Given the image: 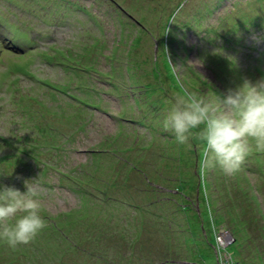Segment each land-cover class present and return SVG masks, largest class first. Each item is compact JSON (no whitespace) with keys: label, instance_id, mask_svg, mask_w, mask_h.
Returning <instances> with one entry per match:
<instances>
[{"label":"rangeland","instance_id":"rangeland-1","mask_svg":"<svg viewBox=\"0 0 264 264\" xmlns=\"http://www.w3.org/2000/svg\"><path fill=\"white\" fill-rule=\"evenodd\" d=\"M97 36L107 46L98 57ZM209 41L219 46L210 47ZM52 44L70 56L81 53L78 59L98 70H81L60 51H51ZM44 50L54 54L50 63L38 54ZM29 69L71 87L51 98L28 76ZM78 73L85 78L78 79ZM261 77L264 0H0V133L17 132L14 139L27 135L31 130L19 122L33 125L30 114L36 113L48 118L49 137L63 146L42 153L47 143H38L35 132L14 145L0 138V155H12L10 162L0 160V184L23 192L29 180L40 194L46 224L28 245L12 249L0 242V264H201L197 248L212 254L194 232L199 211L193 209L207 192L210 207L203 200L220 228L216 264H237L226 247L237 257L242 243L252 249L262 242L252 231L259 220L264 225V153L253 150L235 175L218 166L202 171L205 144L198 130L180 144L163 129V119L185 89L215 99L244 79ZM20 148L40 152L39 158L54 166H28L35 161L18 157ZM242 182L241 192L253 207L245 206ZM200 208L209 230L205 206ZM228 210L237 218L234 225L247 221L254 243L245 237L230 244ZM219 213L225 214L221 222ZM235 229L237 236L247 234L242 224ZM170 238L195 246L168 252ZM251 251L245 253L253 258Z\"/></svg>","mask_w":264,"mask_h":264},{"label":"clouds","instance_id":"clouds-1","mask_svg":"<svg viewBox=\"0 0 264 264\" xmlns=\"http://www.w3.org/2000/svg\"><path fill=\"white\" fill-rule=\"evenodd\" d=\"M163 129L180 144L198 130L195 134L205 144L201 170L218 166L225 175H235L253 150L264 153V77L244 79L215 99L185 89L173 98ZM28 181L23 192L0 185V242L12 249L28 245L46 227L40 194Z\"/></svg>","mask_w":264,"mask_h":264},{"label":"trees","instance_id":"trees-1","mask_svg":"<svg viewBox=\"0 0 264 264\" xmlns=\"http://www.w3.org/2000/svg\"><path fill=\"white\" fill-rule=\"evenodd\" d=\"M71 8H75L74 6H72ZM82 8V7H81ZM234 8V7H233ZM125 9V8H124ZM126 10H128V12H130V10L129 9H127L126 8ZM125 10V11H126ZM138 21L139 20H142L143 21V19H140V18H138L137 19ZM237 25V24H236ZM236 25H235V28H236ZM132 29H133V27H130V28H128V30H129V35H131L133 32H132ZM98 30L100 31V33H102V26L101 25H99L98 26ZM122 33L124 32L125 33V30L123 29L122 31H121ZM102 36H104V35H102ZM97 38H99V36H97V37H95L94 38V47H97V49L95 50L96 52H94V56H96V57H98L101 53H104V52H102V51H104V48H106L107 46H104L103 45V42H100V40H97ZM237 39V38H236ZM27 40V39H26ZM32 40H27V42H31ZM209 43V45H210V47L211 46H213V47H218L219 46V43H217V42H213V41H209L208 42ZM211 43H213L214 45H211ZM48 48L51 50V51H53V52H55V51H60L62 54H64L65 56H66V61H71L72 62V64H75V65H78L79 67H81V70H83V71H85V72H92V71H97L98 70V68H96V66H93L92 64H83V62L81 61V60H79L78 59V57H80V56H82V54L81 53H79V52H76V56L74 55V56H70L66 51H65V49L62 47H59L58 45H55V44H52V45H49L48 46ZM221 49V48H220ZM222 50V49H221ZM89 51H93V50H89L88 49V51L87 52H89ZM42 58H43V60L44 61H46L47 63H50V59H49V57H51L52 55H54L52 52H48L47 50H44V51H41V52H39L38 53ZM23 56H25V55H21V57H23ZM33 61H34V58L32 59V60H30L29 62H28V66L29 65H31L32 63H33ZM24 64V63H23ZM169 66H171V73L173 74V79H175L176 81H177V79H178V77L176 76V74H175V69L173 70V67H172V65L169 63ZM223 67V66H222ZM228 66H227V64H226V68H227ZM99 74H102L101 72H98ZM27 74H28V76L29 77H32L36 82H37V87H41V86H44L45 87V91H41V92H49V94H50V96H51V98L52 97H54V98H56L57 97V93H60V92H62V91H64V90H66L67 88H70L71 86H69V85H64L63 86V84H61V83H59V82H56V81H52V79H48V78H44V77H42V76H40V75H38V74H36L35 72H33L32 70H27ZM76 77H78V79L81 77L82 79H84L85 77L82 75V74H80V73H78L77 74V76ZM86 82H87V80H86ZM79 86L80 87H83V88H87L88 87V84H84V83H81V84H79ZM158 87V86H157ZM49 88V89H48ZM158 90H156L155 92H157ZM29 95V97L32 99V100H34V99H36V98H33L32 96H30V94H28ZM50 98V99H51ZM31 116H34V119H35V121H31V123L33 124V125H28L27 124V122H26V119H22L19 123H21V126H23L24 127V129H26V130H28V131H30V132H35L36 134H37V136L35 137V138H38V143H41V144H46L47 143V146H41V148H43L42 149V153L43 152H46V150L47 149H50V150H52V148H59V149H62L63 148V146H60V145H58L57 143H56V141L57 140H54V139H52V138H50L49 137V130L47 129L51 124L48 122L49 120H48V118H46L45 117V115H37L36 113L35 114H30ZM36 119H38V121L36 120ZM28 133L27 135H21V136H19V138H16V139H18V140H23L24 142H26V141H28V138L31 136V138H32V134L31 133ZM56 132H59V130L56 128ZM24 133H26V132H24ZM1 135H0V138L1 139H3V140H5V141H7V142H10L9 143V145H14V142H16L17 140L16 139H14L15 138V134H16V136L18 135V133L16 132V133H14L13 132V135H12V137H10V136H6V135H4V134H2V133H0ZM39 140H45L44 141V143H42V142H40ZM47 140L48 141H51V142H47ZM51 143H53L52 145H50V147L48 146V144H51ZM34 146V145H33ZM36 147H38V146H36ZM93 148V147H92ZM95 148V147H94ZM21 150H19V153H20V155H17L18 157H21L22 159H23V157L24 156H26L28 159V161L30 160V159H32V160H34L35 161V163L34 164H32V165H28V166H31L32 168H35V169H37L38 168V166H37V162H39V164H43L45 167H47V168H52L54 165L53 164H51V162H49L48 160H46L45 159V161L44 160H41V158H39L40 157V155L41 154H39V153H37V155L33 152V150H32V152L30 151V150H28V149H25V148H20ZM44 149H46V150H44ZM117 149V148H116ZM118 150H120V149H118ZM122 150V149H121ZM96 151V150H95ZM94 151V152H95ZM33 153V154H32ZM8 154H10V153H5V154H1L0 155V160L1 159H4V160H2V161H9L10 162V158L12 157V155H8ZM52 154V153H51ZM16 156V157H17ZM35 164H36V167H35ZM51 164V165H50ZM50 165V166H49ZM42 172L44 173V170L42 169ZM4 174H2L1 172H0V176L1 177H4L3 176ZM7 177H12V176H7ZM240 180H244V178H243V176L241 177V179ZM200 185H202V183L200 182L199 183ZM203 184H204V187H205V183L203 182ZM1 185V184H0ZM243 185H244V183L242 182V184H240V187H239V189H240V193H241V195L245 198L244 199V202L246 203V205L245 206H247L248 208L249 207H253V204H252V201L250 200V198L248 197V195L247 196H245L242 192H241V188L243 187ZM201 189V187L199 188V190ZM207 192V191H206ZM207 195L205 196V198H204V196L203 195H201V197H202V199H200V201H199V203H198V205L199 206H197V208L196 209H193V211H195V212H197V210L199 211L198 212V217H197V223L194 225V228H195V230H194V232L196 233V235L198 236V237H200V238H202L203 239V242L205 243V244H207V247H205V250L207 251V252H209V253H211L212 255H209V254H206V255H204L203 254V250L201 249V248H197L196 250L198 251V250H201V252H202V262H201V264H216V262L218 261V259H219V256H218V254L216 253V251H215V249H216V246H215V242H216V240H217V237H216V231H218V230H220V228L218 227V223H216L215 221H212L211 219H210V214H209V212H208V210H209V207H210V205H209V203H211V201H210V199H209V197H211L210 196V193H206ZM203 199H207V200H209V202L207 203V205L209 206H206V201H204ZM203 200V201H202ZM203 203H202V202ZM165 203H167V202H165ZM204 204V206H205V210L207 211V216H208V218H209V230H208V228H207V225H206V223H205V219L201 216L202 215V213H200V212H203L204 211V209L202 210L201 208H200V205H201V207L203 208L204 206H202ZM242 206V205H241ZM244 209H245V211L247 210L246 208H243V211H244ZM218 212V211H217ZM228 213H229V215H230V217L232 218V222H230V223H232L233 225H228L229 227H227V231L228 232H230V234L232 235V236H234L233 238H234V241H232V243H230L231 245H233V244H237L238 243V241H239V238H245V237H247V240L249 241H252L253 243H254V239H253V233L252 232H258V235H261V237H262V242H260L259 244H257V243H254L255 245L252 247V249H251V246H244L243 245V243H242V250H241V255H239V252H240V250H238L237 252H235L238 256L237 257H235V255H234V253L233 252H231L230 251V249H229V246L228 247H226L225 248V251L230 255V258L232 259V260H234V261H232V262H235V263H237V264H244V262L243 261H245L246 263H248V264H254L255 263V258L256 259H258L259 260V262H260V264H262V260L264 259V232H263V230H264V225H262V220H259V222H260V224L258 225V227L255 229V230H253L252 232H250V231H248V229L245 227V224L247 223V221L245 222H243V221H238V223L236 222V225H234V222L235 221H237V218L236 217H233V214L231 213V211H229L228 210ZM232 214V215H231ZM44 215H46L45 213H44ZM260 216V215H259ZM261 217V216H260ZM223 218H225V214H221V213H219L218 214V217L216 218V219H218V222L220 221H222L223 220ZM50 220L52 219V217L51 218H49ZM53 220V219H52ZM251 220H249V222H250ZM241 225L242 224V228H243V231H245L244 230V228L246 229V231L245 232H247V234H245V233H240V236L238 235H236V229H235V227H237V225ZM172 228V230L174 231V234H175V231H176V229H173V227H171ZM49 229H52L53 230V225H51L50 226V228ZM218 229V230H217ZM54 232H56V230H53ZM209 231L211 232V235H212V237L211 236H209ZM203 237H202V236ZM204 237H205V239H204ZM260 238V237H259ZM175 240V239H174ZM190 241V240H189ZM169 242L170 243H167V244H169L168 246H167V249H168V252H169V250L170 251H172L173 249H175V248H177L176 249V251H175V253H181V248H183L184 250L188 247V246H190V245H194L193 243H190V242H187V241H184V243H180V244H178V243H174V241L172 242V238H170L169 239ZM244 244H250V242H247V243H244ZM187 246V247H186ZM195 246V245H194ZM250 248V250H254V251H251V253H252V255H253V258H252V256H246V251H248V249ZM182 253H184V252H182ZM200 253V252H199Z\"/></svg>","mask_w":264,"mask_h":264},{"label":"built area","instance_id":"built-area-1","mask_svg":"<svg viewBox=\"0 0 264 264\" xmlns=\"http://www.w3.org/2000/svg\"><path fill=\"white\" fill-rule=\"evenodd\" d=\"M227 235V234H226Z\"/></svg>","mask_w":264,"mask_h":264}]
</instances>
